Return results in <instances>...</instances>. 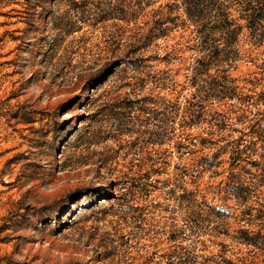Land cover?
<instances>
[{"label": "rangeland", "instance_id": "374dc122", "mask_svg": "<svg viewBox=\"0 0 264 264\" xmlns=\"http://www.w3.org/2000/svg\"><path fill=\"white\" fill-rule=\"evenodd\" d=\"M263 2L0 0V264H264Z\"/></svg>", "mask_w": 264, "mask_h": 264}, {"label": "trees", "instance_id": "16d2710c", "mask_svg": "<svg viewBox=\"0 0 264 264\" xmlns=\"http://www.w3.org/2000/svg\"><path fill=\"white\" fill-rule=\"evenodd\" d=\"M258 2V1H257ZM253 5H250L249 11H253L251 19L249 20V25L251 27L248 26L249 29H253L252 27L255 26L259 21L262 20V18L264 17V2L260 4L258 9H254L252 7ZM189 15H191V13H188ZM224 18L223 19V24L221 26V35L225 36V45L228 46H232L233 43L236 41V38L239 36L240 34V30L242 29V27L234 26L233 21L230 19L229 15H223ZM219 49H216V51L214 52V55L219 53ZM198 65H204V60L203 59H199L198 60ZM107 73V72H106ZM103 74V77H105V74Z\"/></svg>", "mask_w": 264, "mask_h": 264}]
</instances>
